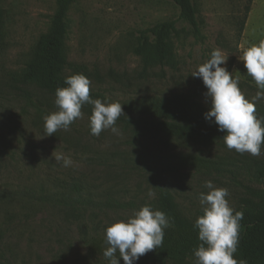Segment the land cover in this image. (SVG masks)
<instances>
[{"label": "rangeland", "instance_id": "rangeland-1", "mask_svg": "<svg viewBox=\"0 0 264 264\" xmlns=\"http://www.w3.org/2000/svg\"><path fill=\"white\" fill-rule=\"evenodd\" d=\"M191 2L196 25L181 17L174 0L72 2L59 31L67 49L65 76L82 73L93 99L122 105L120 135L105 130L93 136L92 106L85 104L67 131L46 136L43 117L57 110L55 93L21 85L12 74L26 68L42 36L59 30L57 0H0V264H108L107 225L144 205L154 210L163 190L189 219L202 212L205 181L226 188L236 211L254 200L262 188L256 175L264 144L261 155L252 156L223 141L179 139L158 125L167 120L147 109L156 98L184 94L209 111L207 89L191 75L214 49L228 58L222 66L239 77L246 99L258 90L238 57L264 39V0ZM164 23L175 27L167 40L171 60L146 64L136 50L153 47L152 30ZM53 153L69 156L72 165L61 166ZM194 158L217 164L205 169ZM74 184L83 189L73 191ZM184 264H195V257Z\"/></svg>", "mask_w": 264, "mask_h": 264}, {"label": "clouds", "instance_id": "clouds-1", "mask_svg": "<svg viewBox=\"0 0 264 264\" xmlns=\"http://www.w3.org/2000/svg\"><path fill=\"white\" fill-rule=\"evenodd\" d=\"M227 59L221 50L214 49L210 58L198 65L191 75L202 80L207 89L204 95L211 102L204 118L224 133L221 139L229 150L259 156L264 144V117L257 116L256 103L264 100V39L242 49L238 57L258 89L251 100L246 99L241 91L239 77H234L222 66ZM64 83L67 87H58L55 91L57 110L43 117L46 136L61 129L67 131L75 120L82 117L81 109L85 104L92 106L89 128L93 136H99L105 130L120 135L116 122L123 115V109L119 102L91 98V81L82 73L66 77ZM53 156L63 167L73 163L69 156L54 153ZM203 187L207 191L198 196L202 215L194 223L200 241L193 252L195 264H247L244 259L234 258L244 213L229 205L226 188H217L210 180L205 181ZM154 195L149 191L150 198ZM169 227L171 223L164 212L144 205L126 220L107 225V246L103 256L108 264H119L120 259L124 264H135L140 257L162 246L164 229Z\"/></svg>", "mask_w": 264, "mask_h": 264}, {"label": "trees", "instance_id": "trees-1", "mask_svg": "<svg viewBox=\"0 0 264 264\" xmlns=\"http://www.w3.org/2000/svg\"><path fill=\"white\" fill-rule=\"evenodd\" d=\"M75 0H57L58 17L56 32L42 36L35 48L32 60L26 68L12 74L13 80L21 85L35 86L55 93L58 87H67L64 83L65 70L68 66L66 45L60 36L61 20L67 8ZM179 6L181 17L196 25V12L191 0H174ZM173 23H164L152 30L155 44L150 48L147 43L140 46L136 53L146 64L165 63L171 60V46L168 37L174 31ZM90 97L95 94L90 90ZM147 109L155 117L167 120L158 123L168 135L194 143L215 144L223 141L224 133L218 126L204 118L208 111L193 95L173 94L152 100ZM258 117H264V105H256ZM202 168L210 169L217 163L193 159ZM256 178L262 188L254 192V200L245 201L238 209L244 213L240 221L239 243L234 258L244 259L247 264H264V164L257 167ZM81 185L74 184L72 190L80 192ZM173 195L163 190L154 210L164 212L170 220L171 227L164 229L162 246L152 250L140 264H184L191 258L199 245L198 230L194 223L198 216L189 219L178 209Z\"/></svg>", "mask_w": 264, "mask_h": 264}]
</instances>
